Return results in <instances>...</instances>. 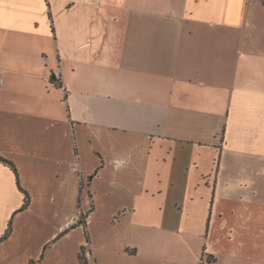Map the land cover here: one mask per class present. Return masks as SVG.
<instances>
[{
    "label": "crops",
    "instance_id": "obj_1",
    "mask_svg": "<svg viewBox=\"0 0 264 264\" xmlns=\"http://www.w3.org/2000/svg\"><path fill=\"white\" fill-rule=\"evenodd\" d=\"M0 72V264H264V0H0Z\"/></svg>",
    "mask_w": 264,
    "mask_h": 264
},
{
    "label": "trees",
    "instance_id": "obj_2",
    "mask_svg": "<svg viewBox=\"0 0 264 264\" xmlns=\"http://www.w3.org/2000/svg\"><path fill=\"white\" fill-rule=\"evenodd\" d=\"M50 80L51 81H55L56 80V77H55L54 74L51 75ZM57 84H59V83H57ZM0 162L6 164L8 166H10V168L14 171V173L16 174V183H17V186L24 193L23 203H22V205H21L20 208H18L16 211L13 212V214H12V216H11L9 222H8V225H7V228H6L5 232H4V234L0 237V242H1L3 239L7 238L8 235L11 233V228H12L11 224H12V218H13V216L17 212L23 211L24 209H26L28 207V205L30 203V196L27 193V191L24 188H22V186L20 185V181H19V177L17 175V171H16L15 165L10 160L2 157L1 155H0ZM86 215H87L86 213L83 214L82 220L79 223V224H82L84 227H85V217H86ZM69 229L68 228L67 229H64V231H62V232H65V231H67ZM86 242H89V239H88L87 234H86ZM42 255H43V252H42L40 258L42 257ZM208 258L211 259L210 256ZM78 264H90L89 261H88V258L86 256L85 246H81L80 251L78 253Z\"/></svg>",
    "mask_w": 264,
    "mask_h": 264
},
{
    "label": "built area",
    "instance_id": "obj_3",
    "mask_svg": "<svg viewBox=\"0 0 264 264\" xmlns=\"http://www.w3.org/2000/svg\"><path fill=\"white\" fill-rule=\"evenodd\" d=\"M2 82V74L0 72V83ZM83 214L81 211H78L75 213L67 222H66V228L71 227L72 225L79 224L80 221L82 220Z\"/></svg>",
    "mask_w": 264,
    "mask_h": 264
},
{
    "label": "rangeland",
    "instance_id": "obj_4",
    "mask_svg": "<svg viewBox=\"0 0 264 264\" xmlns=\"http://www.w3.org/2000/svg\"><path fill=\"white\" fill-rule=\"evenodd\" d=\"M82 214H85V213H83V212H81Z\"/></svg>",
    "mask_w": 264,
    "mask_h": 264
}]
</instances>
